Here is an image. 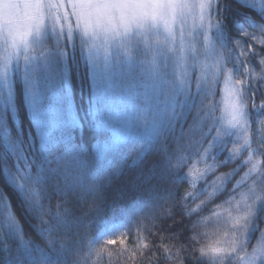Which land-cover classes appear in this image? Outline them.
<instances>
[{
    "label": "snow or ice",
    "instance_id": "6c2138e0",
    "mask_svg": "<svg viewBox=\"0 0 264 264\" xmlns=\"http://www.w3.org/2000/svg\"><path fill=\"white\" fill-rule=\"evenodd\" d=\"M231 7L239 11L247 5H241L240 0H0V58L7 64L13 55L23 52L25 59L31 55L37 61L31 81L37 123L56 113L57 97L61 101L65 98L64 55L69 56V68L73 62L80 67L83 58V79L87 80L90 66L94 81L99 76L119 95L125 123H139L147 129L146 138L131 143L135 155L130 167L146 162L144 177L151 181L150 189H168L165 206L159 213L142 218L146 221L142 230L147 236L168 233L162 221L179 208L181 219L188 221L187 230L194 233L180 247L190 253L194 264H264V229L260 228L264 195L257 194L264 193V166L243 158L249 154L264 158V137L257 139L258 129L253 127L255 117L264 113V103L257 100L264 101V8L256 15H233L229 21L240 24L243 20L251 29L231 41L233 47L226 51L235 53L233 61L224 59L225 51L210 58L209 50L215 47L213 29L221 28L220 39H227V29L221 26L226 19L224 9ZM46 25L58 42L63 41L61 52L51 58L42 57L29 46V39ZM221 78L230 119L228 129H215L216 137L221 131L229 136L222 142L227 148L231 137L237 135L229 129H240L244 134L241 158L230 173H223L222 182L231 183L245 168V176L251 181V185L236 181L224 192L235 197L241 186L247 187L245 200L251 203L230 227L217 226L222 239L216 246L197 247L200 211L185 206L203 196L200 208H206L210 203L207 187L215 184V179L201 173L198 179L204 184L195 194L177 196L178 177L169 176L161 165L167 162L171 166L174 161V167L183 170L193 158L211 159L216 164L212 173L215 177V172L231 161L232 156L216 159L212 155L216 140L200 134L208 128L209 117L216 110L214 101L194 94L202 81L220 84ZM259 123L264 125V120ZM9 138L19 142V149L11 163L7 156L0 160V264H89L94 255L90 245L95 238L89 237L88 229L104 210L96 199L95 163L68 153L53 164L46 151H33L35 138L27 147L19 134L10 132ZM8 177L15 184L16 203L4 183ZM136 225L141 227V219ZM257 232L259 237L255 236ZM170 234L174 239H184L180 233ZM120 243L126 241L121 238ZM143 247L150 246L144 243ZM152 247L160 251L157 245Z\"/></svg>",
    "mask_w": 264,
    "mask_h": 264
},
{
    "label": "trees",
    "instance_id": "16d2710c",
    "mask_svg": "<svg viewBox=\"0 0 264 264\" xmlns=\"http://www.w3.org/2000/svg\"><path fill=\"white\" fill-rule=\"evenodd\" d=\"M240 4L247 7L239 11L235 7L226 8L223 11L226 19L223 20L221 27L227 29V39H220L221 28L213 29L215 47L211 49V58L215 57L218 51H225L224 59L233 61L235 53L226 51L233 47L231 41L240 39L243 31H251V29L243 20L240 24H229V21L233 15L243 16L245 12L256 15L264 8V0H240ZM232 32H235V36L231 35ZM62 43L63 41L58 42L57 37L50 33L33 48L42 57L51 58L61 52ZM68 61L69 56L64 55L65 98L61 101L57 97L54 101L57 105L56 113L46 116L39 124L34 114L31 89L37 61L34 56L29 55V58L25 59L24 55L14 65L8 90L4 93L0 92V160L7 156L8 162L11 163L19 149V142L9 138L11 132L19 134L20 141L27 142L26 147L35 138L33 151L38 149L46 151L48 160L53 164L57 162L58 157L68 153H74L90 164L95 163L96 199L104 206V210L99 221L94 222L88 229L89 237L95 238L90 245L94 255L89 264H194L190 259V253H186L180 247L181 244L186 245L188 236L194 233L187 230L188 221L181 219L179 208L176 209L175 215L162 221V226L168 233L147 236L142 230L143 224L146 223L142 218L150 213H159L165 206L168 192V189L163 186L155 191L150 189L151 181H146L144 177L148 167L146 162L130 167V162L135 155L131 151V143L134 140L146 138L147 129L145 130L139 123L131 126L125 123L124 109L119 95L109 90L99 76L94 81L90 66L87 80L83 79V70L86 67L83 58H80V67H76L73 62L69 68ZM235 70L238 71V69ZM224 87V78H221L220 84L213 83L211 80L202 81L200 89L198 91L194 89V94H198L201 99L211 97L214 101L216 110L209 117L208 128L201 130L200 134L204 139L216 140L212 148V155L216 159L225 160L229 156L233 157L228 165L219 168L215 172V177L212 173L216 169V164L211 159L197 161L193 158L188 167L183 170H177L174 167V161L171 166L167 162L161 165L163 169L168 170L169 176L178 177L175 180L177 196L195 194V191L204 184L203 180L198 179L201 173H207L209 179H215V184L207 187L210 203L206 208H200V201L205 199L203 196L185 206L186 209L191 207L200 211L196 231L201 235L197 237L199 241L197 247L216 246L217 241L222 239V236L217 234V226L230 227L235 219L245 214L246 204L251 203L245 200L248 196L247 187L241 186L235 197H230L227 192H224L225 187L231 190L236 181L241 180L244 172H240L227 185L222 182L223 173H230L236 166V160L241 158L244 146V134L240 129L235 131L237 135L231 137L232 142L226 145L227 148L222 146V142L228 140L229 136H223L221 131L220 137H216V128L228 129L222 116ZM217 93L219 94L216 95ZM257 100L264 103L259 101V97ZM256 111L259 112V108ZM255 119L257 123L253 124V127L258 129L256 138L259 139L264 137V125L259 123L260 120H264V113H259ZM121 124L129 130L127 137L117 140L116 138L123 133ZM248 125L251 129V119ZM249 155L243 158L248 159ZM259 159V166H264V158L259 157ZM167 181L168 176H165L164 183ZM4 183L13 202L16 203L18 196L11 177H8ZM250 184L251 182L248 185ZM257 194L264 195L259 192ZM118 195H122V198H117ZM140 219L141 227L138 228L136 222ZM193 219L197 218L193 217ZM112 226L119 227L117 233L111 238L117 241L115 244H108V240H97L102 232ZM260 228L264 229V221H261ZM170 233H180L184 239H174ZM255 236L259 237L260 233L257 232ZM121 238L126 241L123 245L120 243ZM252 242L256 244L257 240L253 239ZM144 243L149 244L150 247L145 249ZM153 244L157 245L160 251H157V247H152Z\"/></svg>",
    "mask_w": 264,
    "mask_h": 264
},
{
    "label": "rangeland",
    "instance_id": "374dc122",
    "mask_svg": "<svg viewBox=\"0 0 264 264\" xmlns=\"http://www.w3.org/2000/svg\"><path fill=\"white\" fill-rule=\"evenodd\" d=\"M191 20L189 21V25L191 26ZM198 23V21H197ZM52 33V35H54L56 37V35L51 31V29L49 28V26H44L38 35H34L29 39V46L30 48H33L35 45H37L42 38H44V36H46L47 34ZM3 49L0 48V54H2ZM25 54L23 52H21V54L19 56L17 55H13L11 57V59L7 62V64L4 63L3 59L0 58V92L7 91L9 84H10V76H11V71L12 68L14 67V65L19 61V59L24 56ZM209 57L211 58V50H209L208 53ZM210 62V61H209ZM201 75H204V70L201 69ZM238 87V86H236ZM222 104H223V111H222V116H223V120L227 126V128H229V124L228 121L230 119L228 112L226 111V106H227V100H226V94L223 91L222 94ZM121 130H122V135L118 136L116 139L120 140L125 137H127V133L129 128L123 126V124H121L120 126ZM146 130V129H145ZM230 131H239V129H229ZM147 131V130H146ZM241 133V132H240ZM248 159L253 160V162H255L258 166H259V162L260 159L259 157H252L251 155L248 156ZM248 171L247 168H245L244 172L241 175V183H247L249 184V182H251L250 180L247 179V177L245 176V173ZM251 185V184H250ZM119 227L118 226H112L108 229H106L104 232H102L98 237L97 240H101V241H107L109 239H111L118 231Z\"/></svg>",
    "mask_w": 264,
    "mask_h": 264
}]
</instances>
